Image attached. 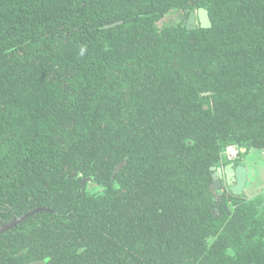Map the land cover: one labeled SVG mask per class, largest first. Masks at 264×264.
Instances as JSON below:
<instances>
[{"label":"trees","instance_id":"1","mask_svg":"<svg viewBox=\"0 0 264 264\" xmlns=\"http://www.w3.org/2000/svg\"><path fill=\"white\" fill-rule=\"evenodd\" d=\"M253 148L264 0H0V264H264Z\"/></svg>","mask_w":264,"mask_h":264},{"label":"rangeland","instance_id":"2","mask_svg":"<svg viewBox=\"0 0 264 264\" xmlns=\"http://www.w3.org/2000/svg\"><path fill=\"white\" fill-rule=\"evenodd\" d=\"M181 20H183L181 12L174 10L158 21L157 25L161 27L164 24H174ZM224 156L226 159L231 160L235 158V155L232 156L228 153H225ZM239 164L246 168V183L242 191L248 196H253L264 190V148L250 149ZM221 180V182H224L223 178Z\"/></svg>","mask_w":264,"mask_h":264},{"label":"water","instance_id":"3","mask_svg":"<svg viewBox=\"0 0 264 264\" xmlns=\"http://www.w3.org/2000/svg\"><path fill=\"white\" fill-rule=\"evenodd\" d=\"M196 17H198V23L200 24V26H202V27H209L210 26L211 23H210V19H209V16H208L207 9H205L203 7H199L196 11L191 10L189 12V15H188L189 20L188 19L186 20V27L187 28L195 27V25L197 23L196 22ZM241 150L244 151V148H242ZM238 155H239V152L237 153V156ZM233 163L234 162H232V161L227 163V165L225 166V170L223 172H222L221 166H218V167L212 166V169H213L212 177H213V180H214L213 181L214 185H219L220 181H217V177H220L222 174L226 175L227 182H228V184H230V182L232 180L230 181L229 178H228V176L230 177V175H229L228 170H226V167L229 168V166L233 165ZM237 170H238V173L235 174L234 177H233V180L235 179L236 183L232 184L230 186V189L234 193L239 194V193L242 192L243 188L245 187V183H246V168L242 164H238L237 165ZM224 208L226 209V207H224ZM41 209L42 208H35L33 210H30L28 212L20 214L19 216L15 217L14 219H12V220H10L8 222H3L2 224H0V232L15 226L22 219L26 218L30 214H32L34 212H37V211H39Z\"/></svg>","mask_w":264,"mask_h":264},{"label":"flooded vegetation","instance_id":"4","mask_svg":"<svg viewBox=\"0 0 264 264\" xmlns=\"http://www.w3.org/2000/svg\"><path fill=\"white\" fill-rule=\"evenodd\" d=\"M187 11V10H186ZM189 11V10H188ZM187 11V12H188ZM190 12V11H189ZM189 12H188V15H189ZM187 19L189 20V18L187 17ZM196 22H198V17H196ZM239 164V163H238ZM237 163H233V165H231V166H229V168H227L226 167V170H228V172H229V175H230V177L228 176V178H229V180L231 181L230 182V184H229V186H231L232 184H234V183H236V180L234 179L233 180V177H234V175L235 174H237L238 173V170H237V165H238ZM227 164H225L223 167H221L222 168V172L225 170V166H226ZM211 170H213L212 168H211ZM215 170V169H214ZM233 174V175H232ZM223 176V177H222ZM217 178H223V180L225 181V183H228L227 182V177H226V175H221L220 177H217Z\"/></svg>","mask_w":264,"mask_h":264},{"label":"built area","instance_id":"5","mask_svg":"<svg viewBox=\"0 0 264 264\" xmlns=\"http://www.w3.org/2000/svg\"><path fill=\"white\" fill-rule=\"evenodd\" d=\"M225 153H228L229 155H232L234 157L237 156V153H238V148L236 146H233V145H230V146H227L226 149H225ZM230 158V156H228Z\"/></svg>","mask_w":264,"mask_h":264}]
</instances>
